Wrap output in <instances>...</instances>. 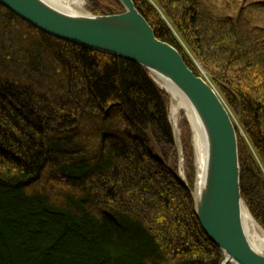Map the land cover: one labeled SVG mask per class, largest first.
I'll use <instances>...</instances> for the list:
<instances>
[{"label":"trees","instance_id":"16d2710c","mask_svg":"<svg viewBox=\"0 0 264 264\" xmlns=\"http://www.w3.org/2000/svg\"><path fill=\"white\" fill-rule=\"evenodd\" d=\"M113 1L94 12H123ZM135 3L230 107L241 194L264 228V2ZM169 103L146 67L0 3V264H221L179 175Z\"/></svg>","mask_w":264,"mask_h":264},{"label":"water","instance_id":"95a60500","mask_svg":"<svg viewBox=\"0 0 264 264\" xmlns=\"http://www.w3.org/2000/svg\"><path fill=\"white\" fill-rule=\"evenodd\" d=\"M118 1L123 12L110 15L70 13L48 0L0 3L53 37L137 62L150 71L168 96L160 82L172 83L181 91L205 131V180L199 194L196 175L194 189L182 178L194 197L202 228L224 252L221 264H264V252L257 250L244 228L243 209L247 206L241 194L238 129L230 107L200 64L197 74L173 44L157 37L135 0Z\"/></svg>","mask_w":264,"mask_h":264},{"label":"bare ground","instance_id":"6f19581e","mask_svg":"<svg viewBox=\"0 0 264 264\" xmlns=\"http://www.w3.org/2000/svg\"><path fill=\"white\" fill-rule=\"evenodd\" d=\"M53 5L61 8L62 10H66L70 13H78V14H87L86 12V3L85 0H48ZM200 71V69H199ZM201 72V71H200ZM204 73V72H203ZM162 86L170 93V103H169V120L172 122L173 131L175 132V137L178 141L181 140V131L180 124L181 121L183 124H188L190 127V131H192V142L194 145V164H195V175L196 177L193 183V188H195V182L197 186V195L199 194L201 187L205 180V168H206V142L205 139V131L202 128V124L200 119L196 114L195 109L191 106L190 102L184 95L179 91L176 87L173 86L172 83L161 82ZM181 175L185 180H188L186 175V164L184 156H181ZM188 182V181H187ZM189 183V182H188ZM243 217H244V228L248 233L249 239L252 244L260 250L264 252V228L260 227L257 221L251 216L249 209L245 207L243 209Z\"/></svg>","mask_w":264,"mask_h":264},{"label":"rangeland","instance_id":"374dc122","mask_svg":"<svg viewBox=\"0 0 264 264\" xmlns=\"http://www.w3.org/2000/svg\"><path fill=\"white\" fill-rule=\"evenodd\" d=\"M211 1L216 3L218 6L225 5L227 3L233 6L235 4H240L242 2V0H211ZM249 1H253V0H249ZM85 2H87L86 5H85L86 12L93 13V14H96L94 12V8L98 7V5L104 6L105 8H109V5L111 7H113L112 4L115 3V1H113V0H85ZM260 2H264V0H260ZM120 3H121V1H120ZM121 5H122V3H121ZM122 7H123V5H122ZM110 14H108V15H110ZM253 16H255L256 18H261L262 20H264V11L255 10ZM152 77H153V75H152ZM154 80L156 81L155 77H154ZM158 80H160V79H158ZM156 83H158V82H156ZM159 87H160V84H159ZM187 130L190 131V127L188 126L187 123L183 124V122L181 121V124H180L181 140L178 141L177 138H176V142L179 143V150H178V153H179V163H178L179 164V170H178L179 171V175H181V171H180L181 170V164H180L181 163V156L183 155L184 159L186 158L185 157V153H184L185 151L188 154L189 153L193 154V162L192 163H193V165L195 167V164H194V162H195V160H194V156H195L194 150L195 149H194V145H193V142H192V131H190V139H189V132ZM185 144H188L187 147H185ZM185 164H186V175L188 177V175L191 172V169H190L191 168V164L188 162L187 158L185 159ZM194 175H195V172H194Z\"/></svg>","mask_w":264,"mask_h":264}]
</instances>
